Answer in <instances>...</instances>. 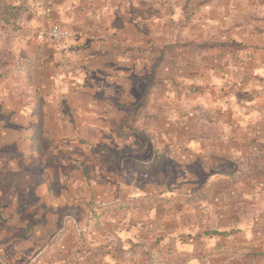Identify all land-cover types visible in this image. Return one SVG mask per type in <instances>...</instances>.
I'll use <instances>...</instances> for the list:
<instances>
[{"label":"rangeland","instance_id":"obj_1","mask_svg":"<svg viewBox=\"0 0 264 264\" xmlns=\"http://www.w3.org/2000/svg\"><path fill=\"white\" fill-rule=\"evenodd\" d=\"M263 62L264 0H0V264H264Z\"/></svg>","mask_w":264,"mask_h":264},{"label":"crops","instance_id":"obj_2","mask_svg":"<svg viewBox=\"0 0 264 264\" xmlns=\"http://www.w3.org/2000/svg\"><path fill=\"white\" fill-rule=\"evenodd\" d=\"M71 2H74L75 4H78L80 2V0H70ZM89 1V0H88ZM58 4V3H57ZM57 4H53L52 5V13H54L58 6ZM79 13H67V15H65L64 17H61L63 23H65L66 25H77V23H79V18L77 17ZM81 23V22H80ZM80 25V24H79ZM79 41H81L80 38H74L72 40L69 41V39H65L62 40L60 42H57L55 44H53L54 46L52 47L51 52H47L45 50H42L40 47L39 49L41 50L42 54H44L45 52H47L48 54H67L70 51H77L78 53H81L82 56H85L82 52L84 51L83 48H80L79 46L76 45V43H78ZM75 45L76 47L71 48V45ZM84 60V59H83ZM264 63V62H263Z\"/></svg>","mask_w":264,"mask_h":264},{"label":"built area","instance_id":"obj_3","mask_svg":"<svg viewBox=\"0 0 264 264\" xmlns=\"http://www.w3.org/2000/svg\"><path fill=\"white\" fill-rule=\"evenodd\" d=\"M72 36V30L59 23H52L47 32V39L50 43H56Z\"/></svg>","mask_w":264,"mask_h":264}]
</instances>
